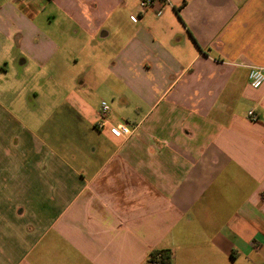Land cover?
<instances>
[{
	"label": "crops",
	"instance_id": "obj_1",
	"mask_svg": "<svg viewBox=\"0 0 264 264\" xmlns=\"http://www.w3.org/2000/svg\"><path fill=\"white\" fill-rule=\"evenodd\" d=\"M140 1L0 0V264H264V0Z\"/></svg>",
	"mask_w": 264,
	"mask_h": 264
},
{
	"label": "rangeland",
	"instance_id": "obj_2",
	"mask_svg": "<svg viewBox=\"0 0 264 264\" xmlns=\"http://www.w3.org/2000/svg\"><path fill=\"white\" fill-rule=\"evenodd\" d=\"M60 92L61 91L58 87H54L52 89H41L38 92L41 97L39 101L34 100V102L30 105L33 115L32 117L29 115V123L34 126L37 131L39 125L43 126L48 122L47 128L50 133H48V136L45 137L46 140L57 141L61 137L60 139L63 141L73 142L75 140V132L82 128L75 126L76 124L80 125V123L72 124L71 126L66 124L65 130L62 128L60 123H57L56 118L58 114H56V112L57 110L59 112L61 109L60 107L62 106L61 104L63 101V99L60 101ZM85 129H87L86 126L83 127L84 132Z\"/></svg>",
	"mask_w": 264,
	"mask_h": 264
},
{
	"label": "built area",
	"instance_id": "obj_3",
	"mask_svg": "<svg viewBox=\"0 0 264 264\" xmlns=\"http://www.w3.org/2000/svg\"><path fill=\"white\" fill-rule=\"evenodd\" d=\"M19 1L28 2L31 0H19ZM140 5L143 10L153 9L155 6V1L154 0H141ZM248 79H249L250 86L253 89H260L264 84V68L251 67L249 69ZM109 111H110L109 105L106 102H103L101 104V112H100L101 121L96 125V128L98 130H102V128H104V126L106 125V117ZM249 117L253 121H257V118L253 111L249 113ZM137 129H138L137 126L133 127V126L126 125V124H119V125L111 126L110 133L115 138L128 140L134 136Z\"/></svg>",
	"mask_w": 264,
	"mask_h": 264
},
{
	"label": "trees",
	"instance_id": "obj_4",
	"mask_svg": "<svg viewBox=\"0 0 264 264\" xmlns=\"http://www.w3.org/2000/svg\"><path fill=\"white\" fill-rule=\"evenodd\" d=\"M150 264H173V254L170 251H154L150 254Z\"/></svg>",
	"mask_w": 264,
	"mask_h": 264
}]
</instances>
